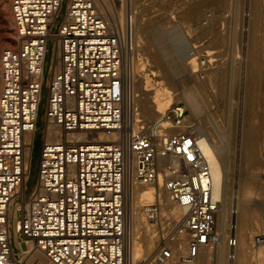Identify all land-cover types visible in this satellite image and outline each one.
Returning <instances> with one entry per match:
<instances>
[{"label":"built area","instance_id":"obj_1","mask_svg":"<svg viewBox=\"0 0 264 264\" xmlns=\"http://www.w3.org/2000/svg\"><path fill=\"white\" fill-rule=\"evenodd\" d=\"M11 7L15 46L1 53L0 264H20L22 245L42 251L51 264H134L127 194L157 180L159 153L180 160L164 187L183 212L174 217L161 201L145 206L157 243L136 264H200L202 250L219 241L221 200L212 196L211 168L188 109L174 103L153 121L136 104L124 55L133 46L130 26L105 18L95 0H11ZM244 17L247 33L250 11ZM44 90L43 147L28 194ZM80 132L90 138H78ZM99 132L110 138H97ZM17 202L19 245L9 229ZM237 215L233 204L229 264L238 246ZM253 241L264 245V233Z\"/></svg>","mask_w":264,"mask_h":264},{"label":"rangeland","instance_id":"obj_2","mask_svg":"<svg viewBox=\"0 0 264 264\" xmlns=\"http://www.w3.org/2000/svg\"><path fill=\"white\" fill-rule=\"evenodd\" d=\"M231 1L106 0L104 5L107 6H105L104 13L107 18L112 17L121 25L124 24L126 13H132L135 23L134 32L132 30L134 41L133 46H129L124 53L126 64L130 70H134L133 73L135 72L139 76V80L143 78L142 80L145 81L146 88L152 92L153 98L158 101L157 95L170 96L173 94L175 99L172 104L180 102L186 107V97H183V91L185 88L190 89L194 83L200 85L202 90L199 88L197 89L198 93H196L200 95L198 98L202 101L201 108H203V112L200 110V114L197 112L193 115L192 123L196 127L201 124L204 125V131L210 133L212 139L216 142H221L222 139L225 140L222 141H224L223 143L227 148V158L230 161V166L227 169L229 175L233 176L236 181L239 178V174L246 171L257 175L260 179H264V8L261 10L259 24L256 27L258 30L255 33L260 42L261 49L258 53L260 54L259 60L263 63L261 65L262 74L257 79L252 78V81L247 74V68L250 66L248 36L252 27L254 0L250 1L251 3L245 0ZM6 2H9L11 7L10 0H0V73L3 49L15 46V43L9 46L7 41L10 37L4 32L3 8ZM108 6L111 7L109 10H107ZM245 11H250V31L249 33L247 32L248 35L243 30V25L247 20L244 17ZM177 23L181 24L185 31L184 36L189 41L186 49L188 56L186 57L185 54V56H182L184 59L180 57L182 60L178 58L175 62H171V58L169 59L167 55H163V53H166L164 51L166 49L168 51L169 48L158 42L157 34L162 32L163 29H171ZM9 28L15 31V24L9 25ZM152 29H157L156 37L151 33ZM169 63L170 65L167 66ZM185 63L191 64L193 70H201L199 71L201 77H199L198 81L189 78L188 74H183L182 71H178L180 75L176 72L180 77L177 74L172 73L174 76L171 74V70L175 72V69H181L182 64ZM171 64L175 66L172 67ZM158 70L161 72L157 74L156 71ZM169 70L170 73L168 72ZM210 71L218 72L220 76L216 80L211 81L207 77V72ZM175 75L177 79L181 78L180 81L176 78L174 79ZM250 88L251 90L255 88L256 95L252 96V103L248 105L247 91ZM1 90L2 80L0 77V94ZM46 93L47 91L44 90V102L41 104L40 118L37 123L38 130L33 141L32 169L31 177L28 181V194L34 188L38 178L45 126L42 117ZM188 111L191 114L189 109ZM146 118L149 119L148 117ZM248 129L251 130L253 138L250 146L247 144L246 139L242 137V131ZM224 134L226 138L223 137ZM249 148L253 150V155L258 159L255 160L254 164L252 163V168L250 167L251 164L245 161V154H247ZM248 168L249 170H246ZM256 199V203L263 201V197H256ZM14 227L15 225L12 223L11 228L13 229ZM250 230L252 238L256 233H264V229L250 227ZM252 248L253 250L263 249L264 251V246L254 247L253 245ZM29 249L32 248L22 245L21 252ZM28 259L21 255L20 262L22 264H35L34 261ZM256 263L259 264L253 259L249 264ZM46 264L51 263L47 260ZM209 264L214 263L210 261ZM260 264H264V259L261 260Z\"/></svg>","mask_w":264,"mask_h":264},{"label":"bare ground","instance_id":"obj_3","mask_svg":"<svg viewBox=\"0 0 264 264\" xmlns=\"http://www.w3.org/2000/svg\"><path fill=\"white\" fill-rule=\"evenodd\" d=\"M105 1L106 0H95L98 10L104 15L105 18H107V16L104 13V9H106L105 6H107L104 5ZM110 8L111 7L108 6L107 10H109ZM262 8H264V0H254L253 8H252V22H251L252 27H251V32L248 36L249 37L248 47L250 50L248 57H249L250 66L249 68H247V72H248L247 74L251 80L252 78L257 79L262 74L261 65L263 63L259 60L260 54L258 53V51L261 49L260 42L258 38L255 36V33L258 30L256 27L257 24H259V18ZM126 16L124 20V25H126L127 27L130 26V28H132L134 32L135 23L133 20V16L131 15L132 16L131 20L128 19L129 16H127L128 18ZM3 18H4L3 23L5 25L4 32H6L10 37V39H8L7 41L10 46L15 43V31H13V29H10L9 25L11 24L14 25L15 21L12 12V7H10L9 2H6V4L4 5ZM249 20L250 17L248 19V22ZM156 32L157 29L151 30V33L154 34L153 36L155 37H156L155 35ZM184 32L185 31L181 27V24L177 23L171 29L168 30L163 29L162 32L157 34L158 42L163 43L164 46H167V48H169L168 51H166L167 49L166 50L164 49L165 51L163 50L164 52H166L163 53V55H167L169 59L171 58L170 59L171 62H175L178 58L185 56L186 54V49L189 44V41L184 36ZM187 56L188 55L186 54V57ZM182 58L184 59V57ZM182 58L180 59L182 60ZM169 65L170 63L167 64V66ZM171 66L174 67L175 65L173 66L171 64ZM133 71L134 70H131L130 72L133 80L132 83L133 93L135 95L136 104L138 105L141 113L145 115V117H148L149 119L153 118L150 120L154 121L158 119L160 116H162L163 113H165V111L172 104L175 97L173 94L170 96L157 95L158 101L155 100V98H153L152 92L146 88L145 81L142 80L143 78L139 80L138 78L139 76L135 72L133 73ZM178 71L180 72L182 71L183 74L187 73L189 78L193 79L194 81H198L199 77H201V74L199 73V71L201 70H193V66H191V64L189 63L182 64V68L179 70L175 69V72L174 71L172 72L171 70V74L178 73L180 75ZM156 72L158 74L161 71L158 70ZM168 72L170 73V70ZM207 74H208L207 77H209L211 81L216 80L220 76V73L218 72L216 73L214 71L207 72ZM176 77L177 76L175 75L174 79ZM180 79L177 80L180 81ZM179 81H177V83ZM172 82L174 83V81ZM199 88L200 85L194 83L190 89L185 88V90L183 91L184 96L183 95L182 96L184 98L186 97L185 98L186 108H188L191 111V114L189 113L188 116L190 121H192L193 115H195L197 112L199 113L200 110L201 112H203L202 111L203 108H201L202 101L198 98L200 95L197 94L198 93L197 89ZM255 88H253L252 90L250 88V90L247 91L249 98L248 105H251L252 103V96L256 95ZM200 90L202 89L200 88ZM204 127L205 126L202 124L197 127V131L199 135L198 147L201 150L204 159L209 163L211 168L210 180L212 181V196L214 199H220L221 204L218 213L216 215L217 223L215 228L219 241L217 242V244L213 246L209 245L202 250L199 263L209 264V262L211 261L214 264H229L228 261L229 247L227 244V237L230 232L229 212L232 205L236 204L238 208V215L236 217V222H237L236 236L238 238V246L235 249L236 257L235 260L233 261V264H249L251 263V261H253V259L260 264L261 260L264 259V251L263 249L253 250L252 246L254 245V241L252 235H250V231H251L250 227L254 229H264V218H263L264 179L263 178L260 179L257 177V175L252 174L251 172L248 171L240 173L239 178L238 179L236 178L237 181L233 176H230L227 169L230 166V161L227 158L228 151L225 144L223 143L225 140L222 139L224 140L222 141L220 139L221 142H216L215 140L212 139L210 133L204 131ZM250 131L251 130L249 129L246 131L245 130L242 131V137L243 139L244 138L246 139V142L247 144H249V146L253 141L252 134ZM50 136H51L49 137L50 140L55 139V136L53 135L52 131H50ZM77 137L81 139L90 138L85 132L78 133ZM223 137L226 138V135L224 134ZM97 138L109 139L110 137L102 132H99ZM245 155H246L245 161L248 162V164H251L250 167L252 168V163L254 164L255 160L258 159L253 155V150H251L250 148L248 149V152ZM29 159H30V151L27 154V160ZM158 165H159V175L154 183L149 185L135 184L131 187V189H129L127 194L126 207H127V216L132 228L131 254L134 264H136L137 261H140L142 258H146V256L148 257L149 255H151L157 243V238L155 234L156 228L155 225L146 216L144 210L145 206H148L154 203L155 201H161L166 207L169 208L170 213L174 217L181 215L183 212L182 208L179 205H176L171 201L170 194L164 187L165 176L171 173L172 170H176L180 167V160L170 155H162L161 153H159ZM169 165L171 166V169L167 168ZM249 168L246 170H249ZM256 197H263V201L260 203H256L255 202L257 200ZM19 204L20 203L18 202L17 204H12L9 214V229L11 231L13 241L16 245H19L17 243L18 240L16 234V229H17L16 217H17V208ZM12 223H14L15 225L13 229L11 228ZM255 246H264V245L260 244V245H254V247ZM22 255H24V258H29L28 260L34 261L35 264H46L48 260L46 255L42 251L37 249H29L27 251H23ZM20 263L22 264V262Z\"/></svg>","mask_w":264,"mask_h":264}]
</instances>
